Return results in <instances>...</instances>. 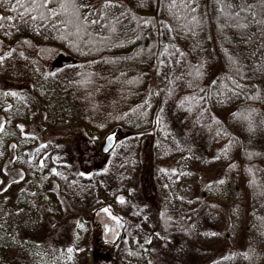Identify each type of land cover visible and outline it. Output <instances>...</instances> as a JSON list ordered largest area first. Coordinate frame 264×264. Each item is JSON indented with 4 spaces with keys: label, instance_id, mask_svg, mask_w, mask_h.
Wrapping results in <instances>:
<instances>
[{
    "label": "trees",
    "instance_id": "16d2710c",
    "mask_svg": "<svg viewBox=\"0 0 264 264\" xmlns=\"http://www.w3.org/2000/svg\"><path fill=\"white\" fill-rule=\"evenodd\" d=\"M161 22L174 46L162 41ZM58 53L70 61L48 71ZM165 55L171 78L183 86L179 96L204 97L192 116L205 133L220 134L226 156L222 177L247 209L253 234L247 237L245 264H264V0H0V76L27 83L38 115L36 126L22 127L25 120L18 119L8 134L0 117V141L8 147L0 160L2 264H20L22 255L14 232L1 225L4 203L14 199L25 208L23 219L44 220L43 246L88 226L91 264L147 263L139 241L121 237L108 243L96 214L72 208L58 187L42 183L39 167L30 175L11 167L38 141L62 138L59 132L66 131L79 137L73 141L78 174L85 177L108 165L114 146L105 152L100 145L108 134L116 141L120 132L155 134L165 96L158 77ZM143 162L151 163L146 155ZM151 181L142 180V195L159 210ZM208 188L220 194L213 183ZM173 215L188 230L191 214ZM171 216L160 207L158 228L165 234L174 230ZM108 244L113 249L104 253ZM29 257L26 264H38Z\"/></svg>",
    "mask_w": 264,
    "mask_h": 264
},
{
    "label": "rangeland",
    "instance_id": "374dc122",
    "mask_svg": "<svg viewBox=\"0 0 264 264\" xmlns=\"http://www.w3.org/2000/svg\"><path fill=\"white\" fill-rule=\"evenodd\" d=\"M161 27L166 47L177 44L168 25L161 22ZM69 61V57L58 53L48 62L47 70L53 71ZM158 77L165 96L157 132L146 137L117 133L121 138L101 172L85 177L78 174L79 156L73 140L79 137L73 139L66 131L59 132L62 138L38 141L30 153L16 158L11 171L21 170L30 175L39 167L42 183L58 187L59 194L78 212L96 214L100 207L108 206L124 224L119 232L113 223L105 221L104 214L96 215L104 239L114 244L121 237L139 241L148 253L146 264H245L247 237L253 234L247 209L236 201L234 188L222 177L226 156L220 134L205 133L200 121L192 116L193 108L204 104V97L179 96L183 86L171 78L167 55ZM28 87L24 81L0 76V117L6 121L1 127L6 126L7 134L18 119L25 120L22 127L36 126L37 103ZM29 134H33V129ZM104 143L103 138L100 145ZM7 152L5 141H0V160ZM144 155L151 163L143 162ZM36 164V168L31 167ZM146 176L152 178L151 193L159 196L153 199L159 210L161 207L172 211L171 233L165 234L158 228L159 210L143 198L141 183ZM209 183L218 187L220 194L207 192ZM4 204L6 220L1 225L6 233L14 232L22 254L19 259L16 256L20 264H26L29 256L36 258L38 264H91L88 226L43 246L41 238L47 227L44 220L23 219L25 208L15 199ZM202 205L205 207L201 209ZM175 212L191 214L188 230L180 228ZM125 246L126 242L120 249ZM112 249L113 245L108 244L103 252Z\"/></svg>",
    "mask_w": 264,
    "mask_h": 264
},
{
    "label": "water",
    "instance_id": "95a60500",
    "mask_svg": "<svg viewBox=\"0 0 264 264\" xmlns=\"http://www.w3.org/2000/svg\"><path fill=\"white\" fill-rule=\"evenodd\" d=\"M115 141H116L115 134L114 133L108 134L107 137L105 138L103 150L105 152L110 150L114 146ZM99 211L105 212L108 217H110L111 219H113L117 223L119 230L122 231L124 222L122 221V219L120 217L113 214L112 211L108 208V206H103L102 208L99 209Z\"/></svg>",
    "mask_w": 264,
    "mask_h": 264
},
{
    "label": "flooded vegetation",
    "instance_id": "af4514ba",
    "mask_svg": "<svg viewBox=\"0 0 264 264\" xmlns=\"http://www.w3.org/2000/svg\"><path fill=\"white\" fill-rule=\"evenodd\" d=\"M100 208H102V207H100ZM100 208H99V209H100ZM99 209L97 210L96 215H98V214H104L105 221L110 222V223H113V225H115V226H113V228L115 227V228L120 232L117 223H116L113 219H111L110 217H108L107 214H106L105 212H100ZM106 226H107V225H106ZM106 230H107V229H106ZM115 233H116V232H115Z\"/></svg>",
    "mask_w": 264,
    "mask_h": 264
}]
</instances>
